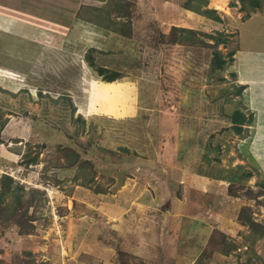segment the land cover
<instances>
[{"label":"rangeland","instance_id":"rangeland-1","mask_svg":"<svg viewBox=\"0 0 264 264\" xmlns=\"http://www.w3.org/2000/svg\"><path fill=\"white\" fill-rule=\"evenodd\" d=\"M239 1L206 0L219 22L183 9L196 0L10 3L0 264H264V0ZM123 20L129 38L107 28ZM172 26L225 41L167 46ZM213 51L232 61L213 70ZM234 111L252 116L239 135Z\"/></svg>","mask_w":264,"mask_h":264},{"label":"trees","instance_id":"trees-1","mask_svg":"<svg viewBox=\"0 0 264 264\" xmlns=\"http://www.w3.org/2000/svg\"><path fill=\"white\" fill-rule=\"evenodd\" d=\"M200 3V5H189L187 3H185V5L183 6L184 10H187L189 12H194L199 16L205 17L207 19H210L214 22H219V18L216 16L214 10L211 9H206L205 5H206V0H196ZM121 2V1H120ZM239 2H241V6L240 8H243V4H242V0H240ZM120 5V6H119ZM123 5L119 4V3H115V7L114 10L116 11V13L119 16H116V18L121 17L120 15H122L123 13L121 9H125L122 7ZM204 7V8H203ZM248 7L251 9H258L260 8V2L257 0H248ZM203 8V9H202ZM95 14H90V18H83L81 20H84L86 22H89L91 24H94L96 26L101 27L98 22L97 19L95 20ZM122 19V18H121ZM111 22H109L110 24ZM130 22L128 20H123L119 23V28L115 27V23H111L107 28L111 29L110 26H112L113 32H118L119 34H121L123 37L129 38L130 33H129V28L130 27ZM178 31L180 33V35H178V37L175 36L174 32ZM170 35L167 37V42L166 45L167 46H171L173 44H183V45H188V46H193V44H198L200 46L203 47H217L218 44H222L225 40L223 37L222 32H218L215 31L213 35H208V34H204L201 32H196L195 30H190V29H185V28H176L174 26L170 27ZM199 36L203 37V38H198ZM207 41H212L213 43L211 45H209ZM92 51H89L88 53H85L83 56V60L85 61L86 65L91 68L98 77H100L101 81H103V83L106 84H112V83H116L118 78H120V73L115 71V70H109L108 68L102 67V66H98L95 64L93 58L91 57L90 53ZM234 52L230 51L227 54V59L224 60V58H222V56L217 52V51H213L211 53V58H210V66L213 70H222L226 65L230 64V62L232 61V54ZM242 90V87H238L236 89L237 94ZM251 114H248V116H245L244 114H242L240 111H234L231 113L230 116V128L232 129V131L235 134H240L242 131L241 126L244 124H249L251 122ZM36 157L33 158H28L27 160H25V164L28 163H33L35 162ZM7 177V176H6ZM9 181H11L9 178H7ZM74 180H76V177L74 178ZM259 188H261L262 190H264V182H260L257 185ZM244 223L249 224L250 226H252V222L249 220V218H245ZM264 232L262 231L260 233V236L263 237ZM231 248V246L226 250L223 251L224 254H226L228 252V250Z\"/></svg>","mask_w":264,"mask_h":264},{"label":"crops","instance_id":"crops-1","mask_svg":"<svg viewBox=\"0 0 264 264\" xmlns=\"http://www.w3.org/2000/svg\"><path fill=\"white\" fill-rule=\"evenodd\" d=\"M14 1H16V0H0V17H14L13 16V13L11 14V13H9L10 11L11 12H14V13H16L17 11L16 10H13V9H11V7H12V5H10V3H12L13 4V2ZM11 15V16H10ZM23 15V14H22ZM32 29H35L34 27H32ZM41 35V34H40ZM45 35H46V33H45ZM101 83V82H100ZM91 84H93V83H91ZM99 84V83H98ZM105 85H107V86H110V85H113L114 83H112V84H106V83H104ZM93 90L94 89H90L89 90V92L93 95ZM259 100V99H258ZM260 102H261V108L262 109H264V106H262L263 105V100H260Z\"/></svg>","mask_w":264,"mask_h":264},{"label":"bare ground","instance_id":"bare-ground-1","mask_svg":"<svg viewBox=\"0 0 264 264\" xmlns=\"http://www.w3.org/2000/svg\"><path fill=\"white\" fill-rule=\"evenodd\" d=\"M218 7V6H217ZM219 9H222V7H218Z\"/></svg>","mask_w":264,"mask_h":264}]
</instances>
